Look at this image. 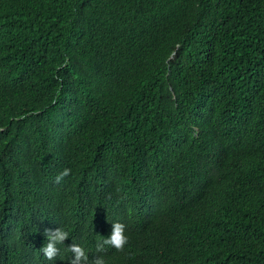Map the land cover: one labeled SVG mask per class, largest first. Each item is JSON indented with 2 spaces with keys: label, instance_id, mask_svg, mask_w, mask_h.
Masks as SVG:
<instances>
[{
  "label": "trees",
  "instance_id": "1",
  "mask_svg": "<svg viewBox=\"0 0 264 264\" xmlns=\"http://www.w3.org/2000/svg\"><path fill=\"white\" fill-rule=\"evenodd\" d=\"M27 200L114 264H264V0H0V264Z\"/></svg>",
  "mask_w": 264,
  "mask_h": 264
},
{
  "label": "clouds",
  "instance_id": "2",
  "mask_svg": "<svg viewBox=\"0 0 264 264\" xmlns=\"http://www.w3.org/2000/svg\"><path fill=\"white\" fill-rule=\"evenodd\" d=\"M193 134L197 137V131ZM217 141L210 142L205 136H200L191 142L190 147L199 150V152H194L197 155L209 152L226 154L234 152L233 146L229 145L211 149ZM70 172V169L65 168L56 176V183L68 176ZM216 173H211L205 180L210 181L216 189H223L219 186L223 177L217 178ZM30 200L21 201L24 205L18 207L17 212H28L32 220H40V226L36 230L30 229L32 236L30 243L19 244V238L9 234L16 231L18 226L8 224L4 233L7 232L9 237H13V239L8 241L7 250L3 252L6 255V264L13 253L12 248L15 250L16 257L20 256L18 264H114V257L110 250L123 251L124 246L128 243V237L124 234L125 225L120 222L113 223L112 229L105 231L106 238L102 236L98 243L95 241L94 236L79 239L72 237L67 223L62 217L50 216L47 212L46 204L34 206ZM198 205L199 200L197 202ZM253 219L255 220L256 217L252 216L251 220ZM7 222L4 221L2 223L3 227ZM159 229L160 227H156L150 230L153 232L152 239L156 237L155 234H158ZM21 245L25 246L23 252H21L19 247ZM105 246H109V250H105ZM145 256V264L157 263L155 252L147 249ZM164 264H170V261L164 258Z\"/></svg>",
  "mask_w": 264,
  "mask_h": 264
}]
</instances>
